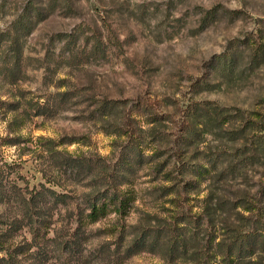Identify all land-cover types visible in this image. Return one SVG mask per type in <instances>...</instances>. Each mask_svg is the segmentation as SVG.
Segmentation results:
<instances>
[{
	"label": "rangeland",
	"instance_id": "374dc122",
	"mask_svg": "<svg viewBox=\"0 0 264 264\" xmlns=\"http://www.w3.org/2000/svg\"><path fill=\"white\" fill-rule=\"evenodd\" d=\"M104 194L135 199L83 220ZM244 233L264 0H0V264H264Z\"/></svg>",
	"mask_w": 264,
	"mask_h": 264
},
{
	"label": "trees",
	"instance_id": "16d2710c",
	"mask_svg": "<svg viewBox=\"0 0 264 264\" xmlns=\"http://www.w3.org/2000/svg\"><path fill=\"white\" fill-rule=\"evenodd\" d=\"M138 146V145H136ZM60 195V194H59ZM62 199L64 197H61ZM134 196L132 194H126L125 196H109L107 194L97 196L94 199L89 200L88 205L90 206V211L85 213L82 217L83 220L88 221H96L101 217H104L108 214V212L115 209L120 213H125L127 207L131 205V202L134 200ZM111 205H114L111 207ZM86 209L83 210V213ZM185 220V219H184ZM38 236H42L41 234H37ZM264 236L261 234L251 235L244 233L239 238L233 240V244L237 245L239 242V249L241 250L243 246L248 248L249 246H255ZM179 246H175L174 250H176Z\"/></svg>",
	"mask_w": 264,
	"mask_h": 264
}]
</instances>
